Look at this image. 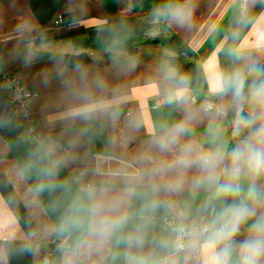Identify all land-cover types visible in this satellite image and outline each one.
<instances>
[{
    "label": "clouds",
    "instance_id": "1",
    "mask_svg": "<svg viewBox=\"0 0 264 264\" xmlns=\"http://www.w3.org/2000/svg\"><path fill=\"white\" fill-rule=\"evenodd\" d=\"M234 3L225 62L205 70L214 87L201 98L162 61L158 102L176 117L151 124L128 107L122 82L48 43L25 44V66L49 54L40 82L55 114L22 135L23 155L0 170L11 187L0 199V264L17 251L54 254L50 264H264V9L254 16L264 0ZM161 14L187 28L191 0H168ZM104 50L120 74L135 70L121 41ZM31 115L27 103L0 109V128Z\"/></svg>",
    "mask_w": 264,
    "mask_h": 264
},
{
    "label": "crops",
    "instance_id": "2",
    "mask_svg": "<svg viewBox=\"0 0 264 264\" xmlns=\"http://www.w3.org/2000/svg\"><path fill=\"white\" fill-rule=\"evenodd\" d=\"M166 3L168 0H0L1 66L9 73H18L33 92L29 105L37 128L47 115L55 114V109L44 110L54 93L40 82L39 68L49 64L48 53L41 55L35 67L25 66L22 54L28 42L48 43L66 60L83 63L106 73L113 82H122L128 92V107L143 110L149 124L176 117L174 109L158 102L154 70L162 61L170 60L189 75L193 91L201 98L214 87L206 80L205 70L225 62L224 41L235 27L238 5L234 0H191V25L181 29L161 14ZM262 9L264 4H257L254 16ZM58 14L63 21L55 25ZM250 28L251 23L241 32L244 45L249 43ZM115 40L122 42L124 57L135 61L134 71L122 75L112 66V57L104 49ZM20 125L17 138L0 132V170L23 155L24 146L18 141L28 131ZM10 192L9 185L0 183V199H6ZM8 226L5 219L4 227ZM20 227L26 230L23 221ZM44 253L13 252L7 264H40Z\"/></svg>",
    "mask_w": 264,
    "mask_h": 264
},
{
    "label": "built area",
    "instance_id": "3",
    "mask_svg": "<svg viewBox=\"0 0 264 264\" xmlns=\"http://www.w3.org/2000/svg\"><path fill=\"white\" fill-rule=\"evenodd\" d=\"M63 17L62 14H58L53 24L59 25L62 23ZM0 51H1V44H0ZM0 87L8 95L9 99L11 100L15 110L18 109L22 103L29 104V99L32 96V91L24 85L18 73H9L1 66L0 61ZM21 124L25 125L27 131L31 128H37L36 121L33 115L30 118L25 119L23 117H19L17 119ZM48 257V259H45ZM54 260V254H50L45 252L40 260V264H50V261Z\"/></svg>",
    "mask_w": 264,
    "mask_h": 264
},
{
    "label": "trees",
    "instance_id": "4",
    "mask_svg": "<svg viewBox=\"0 0 264 264\" xmlns=\"http://www.w3.org/2000/svg\"><path fill=\"white\" fill-rule=\"evenodd\" d=\"M235 25V24H234ZM1 88V87H0ZM3 89V88H1ZM16 123L19 125L18 127H14V128H0V132L5 136V137H10V138H17L21 131H22V127L19 123V121L17 120Z\"/></svg>",
    "mask_w": 264,
    "mask_h": 264
},
{
    "label": "water",
    "instance_id": "5",
    "mask_svg": "<svg viewBox=\"0 0 264 264\" xmlns=\"http://www.w3.org/2000/svg\"><path fill=\"white\" fill-rule=\"evenodd\" d=\"M7 107L10 111H15V108L9 99L6 92L0 88V109Z\"/></svg>",
    "mask_w": 264,
    "mask_h": 264
}]
</instances>
